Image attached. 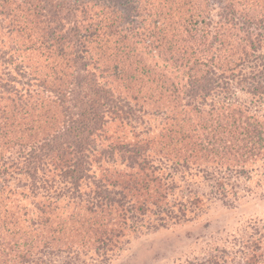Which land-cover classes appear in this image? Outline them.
<instances>
[{"label":"trees","instance_id":"obj_1","mask_svg":"<svg viewBox=\"0 0 264 264\" xmlns=\"http://www.w3.org/2000/svg\"><path fill=\"white\" fill-rule=\"evenodd\" d=\"M212 2L0 0L12 33L22 43L20 48L13 45L10 50L16 54L39 53L46 70L44 77L37 69L28 75L19 63L18 76L28 77L24 94L13 87L15 80L10 75V79L0 80V94L14 90L16 97L0 98V176L8 175L5 153L19 149L25 154L21 169L32 189L40 183L46 191L52 188L54 181L43 178L47 167L60 171L75 190L83 182L88 187L93 185L98 203L94 204L95 199L88 203L85 214L92 215L95 222L102 215L99 208L106 210L112 203L119 207L121 200L129 197L135 199L134 209L139 212L148 205L161 207L166 188L155 175L150 150L165 156L174 153L186 162L208 155L229 170L253 159H264V120L239 107L228 106L225 115L223 108L218 109L215 117L219 123L215 119L216 125H208L212 142L203 141L191 127L192 114L195 118L202 114L195 106L197 100L203 101L216 89L226 90L233 78H238L248 94L264 99V0H218L219 21L214 26ZM152 53L159 57L154 64L148 60ZM5 55V50H0L1 62L6 63ZM9 59L17 60L14 55ZM159 61L181 72L180 82L184 83L165 80L162 70L166 67L160 69ZM34 82L50 88L54 98L43 100V95H33L29 88ZM154 88L158 99L152 105L174 104L175 110H181L185 127L180 121V127L163 135V142L133 131L130 137L112 141L110 156L126 163V170L115 172L110 181L109 186L118 190L112 194L107 191L108 182L95 181L89 158L95 154L97 138L104 134L109 119L120 120L121 125L125 117L137 112L131 108L123 111L126 100L140 99L142 102L135 104L142 105L149 97L147 92ZM110 195L119 199L108 200ZM44 201L37 208L50 225L51 231L46 233L50 241L52 232L53 236L56 232L51 229L55 210L49 200ZM115 224L107 231L98 222L91 224L101 229L94 231V236L110 242L117 237ZM60 233L71 238L67 230H58ZM39 236L24 242L23 251L29 246L31 252ZM29 255L27 252L22 258Z\"/></svg>","mask_w":264,"mask_h":264},{"label":"rangeland","instance_id":"obj_2","mask_svg":"<svg viewBox=\"0 0 264 264\" xmlns=\"http://www.w3.org/2000/svg\"><path fill=\"white\" fill-rule=\"evenodd\" d=\"M211 4L214 26L219 21L221 4L218 0ZM4 13L0 7V50L6 52V63L0 61V80L3 82L10 75L11 80H15L13 87L23 90L24 94L28 77L18 76L19 63L22 62L28 75L37 69L43 77L45 63L37 52L16 54L10 50L13 45L20 48L21 42L18 35L12 33L10 19H6ZM261 52L262 64L264 45ZM12 55L16 61L9 59ZM148 60L154 64L159 57L152 53ZM158 64L160 69L166 67L162 70L165 80L184 83L180 82L181 72L167 63L159 61ZM237 79L229 80L226 90L216 89L203 101L197 100L195 106L202 114L196 118L192 114L193 122H190L203 141L212 142L208 125L219 123L215 117L218 109L223 108L225 115L228 106L231 109L239 107L254 118L264 120V99L248 94ZM68 87L70 90L71 86ZM29 91L33 95H43V100L54 98L50 88L37 82L30 84ZM147 94L149 97L143 98L142 105L135 104L141 103L140 99L137 102L126 100L123 111L131 108L137 112L125 117L123 124L113 118L107 121L104 134L97 138L95 154L89 158L90 173L95 181L108 182L109 186L115 172L126 170V163H122L120 157L110 156V143L115 139L130 137L133 131L147 134L149 140L163 142V135L175 126L180 127V121L185 127L181 110H175L174 104H159L158 108L152 105L158 99L157 89ZM6 97L16 99L14 90H3L0 98ZM156 147L162 146L158 143ZM148 155L153 160L155 175L166 188V199L161 207L148 205L145 211L139 212L134 209L135 199L129 197L121 200L119 207L112 203L106 210L99 208L100 220L93 222L92 215L85 214L90 206L88 203L93 199L95 205L98 203L93 185V192L85 182L75 190L60 171L47 167L43 178L54 181L52 188L46 191L40 183L32 189L21 169L25 154L16 148L9 149L3 162L8 175L0 176V264H264V159H253L235 168L229 167L232 169L229 170L226 164L208 155L190 162L174 153L165 156L150 150ZM106 188L112 194L118 191L113 186ZM112 196L108 200L119 199ZM48 200L55 210L51 229L56 230L50 241L46 235L51 231L50 225H46V218L37 208ZM96 222L106 231L116 222L113 229L117 237L110 242L98 241L99 236H94V231L100 228L91 226ZM62 229L71 233L70 239L63 233L57 234ZM37 236L39 239L32 251L29 246L23 251V243ZM27 252L30 255L22 258Z\"/></svg>","mask_w":264,"mask_h":264}]
</instances>
